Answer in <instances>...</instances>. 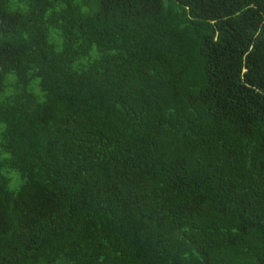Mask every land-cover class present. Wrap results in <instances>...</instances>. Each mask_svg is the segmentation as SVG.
Here are the masks:
<instances>
[{
    "label": "trees",
    "instance_id": "16d2710c",
    "mask_svg": "<svg viewBox=\"0 0 264 264\" xmlns=\"http://www.w3.org/2000/svg\"><path fill=\"white\" fill-rule=\"evenodd\" d=\"M0 264H264V0H0Z\"/></svg>",
    "mask_w": 264,
    "mask_h": 264
}]
</instances>
